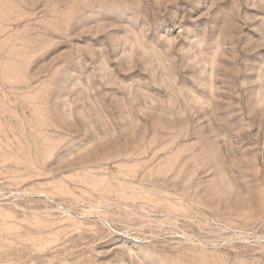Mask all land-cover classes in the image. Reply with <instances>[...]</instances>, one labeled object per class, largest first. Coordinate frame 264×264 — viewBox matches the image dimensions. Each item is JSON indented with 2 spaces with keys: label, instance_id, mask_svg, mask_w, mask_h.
I'll return each mask as SVG.
<instances>
[{
  "label": "rangeland",
  "instance_id": "374dc122",
  "mask_svg": "<svg viewBox=\"0 0 264 264\" xmlns=\"http://www.w3.org/2000/svg\"><path fill=\"white\" fill-rule=\"evenodd\" d=\"M0 264H264V0H0Z\"/></svg>",
  "mask_w": 264,
  "mask_h": 264
}]
</instances>
